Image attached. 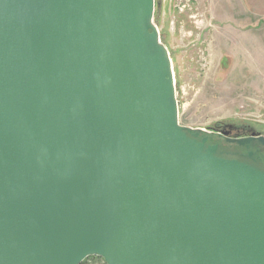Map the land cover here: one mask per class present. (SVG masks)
I'll list each match as a JSON object with an SVG mask.
<instances>
[{
	"label": "water",
	"instance_id": "95a60500",
	"mask_svg": "<svg viewBox=\"0 0 264 264\" xmlns=\"http://www.w3.org/2000/svg\"><path fill=\"white\" fill-rule=\"evenodd\" d=\"M155 3L0 0V264H264V170L180 123Z\"/></svg>",
	"mask_w": 264,
	"mask_h": 264
},
{
	"label": "rangeland",
	"instance_id": "374dc122",
	"mask_svg": "<svg viewBox=\"0 0 264 264\" xmlns=\"http://www.w3.org/2000/svg\"><path fill=\"white\" fill-rule=\"evenodd\" d=\"M154 23L173 64L179 120L208 132H264V0H155ZM84 264H107L92 256Z\"/></svg>",
	"mask_w": 264,
	"mask_h": 264
},
{
	"label": "flooded vegetation",
	"instance_id": "af4514ba",
	"mask_svg": "<svg viewBox=\"0 0 264 264\" xmlns=\"http://www.w3.org/2000/svg\"><path fill=\"white\" fill-rule=\"evenodd\" d=\"M211 144L219 145V154L252 163L264 170V143L259 140L264 132L249 124L221 125L209 132ZM255 137L248 146H241L232 140Z\"/></svg>",
	"mask_w": 264,
	"mask_h": 264
},
{
	"label": "trees",
	"instance_id": "16d2710c",
	"mask_svg": "<svg viewBox=\"0 0 264 264\" xmlns=\"http://www.w3.org/2000/svg\"><path fill=\"white\" fill-rule=\"evenodd\" d=\"M90 258H92V257H88L87 259H90ZM87 259L82 264H84L87 261Z\"/></svg>",
	"mask_w": 264,
	"mask_h": 264
}]
</instances>
